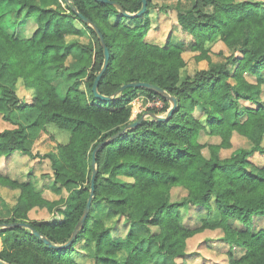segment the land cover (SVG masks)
I'll return each instance as SVG.
<instances>
[{
  "label": "trees",
  "instance_id": "trees-1",
  "mask_svg": "<svg viewBox=\"0 0 264 264\" xmlns=\"http://www.w3.org/2000/svg\"><path fill=\"white\" fill-rule=\"evenodd\" d=\"M116 1L130 13L141 7V0ZM150 3L141 14L127 16L97 0H0V114L10 125L0 130V158L16 151L32 156L33 141L49 129L66 138L43 155L57 198L44 196L30 179L0 171V223L28 222L52 243L66 242L89 195L95 146L133 121L130 104L138 96L161 100L160 108L147 107L156 114L170 106L153 90L120 87L134 80L151 82L177 102L168 120L147 116L97 148L94 196L71 243L57 248L31 228L0 227V261L80 264L71 254L81 250L94 264H146L153 256L184 264L178 259L186 254L188 239L210 228L221 230L228 244L226 264H264V162L252 160L256 155L264 159V2L177 5L183 37L175 34L177 39L169 37L163 44L147 40L146 18L151 6L165 12L169 6ZM74 7L96 24L108 47L98 91L117 92L110 100L91 90L103 49ZM29 23L33 29L27 34ZM215 40L228 53L219 50L224 60L214 63L205 43ZM185 51L207 60L208 67L193 77L184 74ZM70 55L74 59L68 64ZM19 85L30 101L19 97ZM201 132L219 142H201ZM234 135L248 144L221 155L233 146ZM176 187L183 193L172 199ZM3 189L14 191L13 202ZM98 204L104 205L103 213L95 208ZM191 207L204 209L193 227L181 221ZM34 208L51 216L32 218ZM258 217L263 223L254 229ZM122 221L124 235H114Z\"/></svg>",
  "mask_w": 264,
  "mask_h": 264
},
{
  "label": "rangeland",
  "instance_id": "rangeland-1",
  "mask_svg": "<svg viewBox=\"0 0 264 264\" xmlns=\"http://www.w3.org/2000/svg\"><path fill=\"white\" fill-rule=\"evenodd\" d=\"M264 2V0H262ZM193 3V0H151L150 4H155V6L166 5L167 12L158 10L156 7H150L148 10L147 23L149 29L146 33V38L150 42L163 44L167 38H175V34H180L183 37V33L180 32L179 27L176 21V6L178 5L181 8H187ZM33 29L31 23L27 24L24 27L25 33H30ZM70 38V37H69ZM83 38L84 37H78ZM86 40V39H85ZM206 47L209 50L211 61L219 62L223 61V57L218 54L219 50H223L225 53H228L221 41L215 40L214 42L207 41L205 43ZM74 56V55H73ZM73 56H69L67 63L70 64V61L74 59ZM182 57L185 60V69L184 74L193 77L196 72L201 69H206L208 67V61L205 59L197 60L195 57V52L185 51L182 54ZM58 78H55L56 80ZM17 93L22 100H29L30 96L26 89L23 86H17ZM262 98H264V90L262 92ZM152 102V99L145 100L143 96H138L131 102V115L130 119L135 120L143 112L148 111L147 107L152 106L149 104ZM164 113V112H163ZM161 113V114H163ZM196 115L200 118L203 115L199 112H196ZM10 127V125L2 119L0 114V130ZM49 129V127H47ZM49 132H41L40 135L32 143V156L20 152H14L10 156L0 158V171L6 173L12 178L25 180L30 179L41 191L44 196L49 199L57 198L51 190V167L48 158L43 155L50 151H56V145L59 141H64L66 138L64 134L54 133L53 129H49ZM55 135V136H54ZM199 140L204 143H217L219 138L215 136H210L204 132L200 133ZM233 146L231 149L222 150L223 156H228L232 148H235L239 145H246L248 141L245 138L234 135L232 138ZM264 143V139H263ZM205 155L209 154L208 148L205 147L203 150ZM254 162L262 164L264 162L263 157L254 156L252 157ZM97 166V165H96ZM106 175V174H105ZM7 199L10 202H13L15 199L14 191L3 189ZM183 193V189L174 188L172 189V199H177ZM98 212H104V205L95 206ZM204 209L191 207L185 211L181 216V221L184 225L189 227L196 226L200 223L199 214L203 212ZM51 214L44 208H34L30 211V217L32 218H48ZM214 219V217H211ZM216 218V214H215ZM254 229L260 228L263 223L262 217L255 219ZM137 225V224H136ZM135 226V225H134ZM126 231V224L120 222L117 228L114 230V235H124ZM222 232L219 229H204L187 241L186 254L178 259L179 262H184V264H226L227 263V249L228 244L221 239ZM1 238H0V248H1ZM241 252L240 249L236 250L235 253ZM72 257L77 260L80 264H94V259L86 256L83 251L77 250L74 251ZM120 256V255H118ZM117 256V257H118ZM146 264H175L174 261L166 256H153Z\"/></svg>",
  "mask_w": 264,
  "mask_h": 264
},
{
  "label": "water",
  "instance_id": "water-1",
  "mask_svg": "<svg viewBox=\"0 0 264 264\" xmlns=\"http://www.w3.org/2000/svg\"><path fill=\"white\" fill-rule=\"evenodd\" d=\"M66 1L69 2V0H66ZM97 1H100V2H103V3H112L120 10V12L123 15H127V16L139 15L147 7V0H141V7L137 11L130 13V12L124 10L118 4V2L116 0H97ZM74 10L77 12L79 17L86 24H88L89 26H91L94 29V31H95L98 39H99L100 45L102 46V49H103V63H102V66H101L100 70L97 72V74H96V76L94 78V81H93L92 86H91V90H92V92H93L95 97H97L99 99H102V100H110V99L114 98V96L117 94V92H114L111 95H107V94L100 93L98 91V81H99V78H100V76H101V74H102V72H103V70H104V68L106 66V63H107V61L109 59V55H110L108 47L106 46V44L104 42L103 35L100 32L99 28L96 26V24L93 21H91L88 17L83 15L76 7H74ZM126 87H133V88L143 87V88H146V89H149V90H153V91L157 92L159 95H162L165 98H167L169 100V102H170V106L166 110L165 114H156L153 111H145V112H143L137 119H135L132 122H130L129 124H127L120 131H118L115 134H113L109 139H104V140L100 141L95 146V148L93 149V152H92V159H91L92 170H91L90 183H89V195L87 197L84 210H83L81 216L79 217L78 221L76 222L75 227L73 229V232L70 235V237L68 238V240L66 242L62 243V244H54L48 239L47 236L41 234L39 231H37L33 227H31L28 222H24V221H15V222H12V223L3 222V223H0V227L24 226V227L31 228V231L35 235L40 237L46 244H48L49 246L57 247V248H60L62 246H66V245H68L69 243H71L73 241V239L75 238L78 230L81 228L85 217L87 216V213H88V211L90 209V205H91V202H92V199H93V196H94V190H95L94 177H95V174L97 172L96 158H95L96 157L97 148L102 146L103 144L107 143L110 139L116 137L120 133L124 132L126 129L135 127L137 124H139L147 116H151L155 120H168L169 117L171 116V114L173 113L174 109L177 106L176 98L174 96L168 94L163 88H161L160 86H158L156 84H153L151 82L142 81V80L130 81L128 83L123 84L120 87L119 91H122ZM0 263L1 264H12V263H9V262H4V261H0Z\"/></svg>",
  "mask_w": 264,
  "mask_h": 264
},
{
  "label": "built area",
  "instance_id": "built-area-1",
  "mask_svg": "<svg viewBox=\"0 0 264 264\" xmlns=\"http://www.w3.org/2000/svg\"><path fill=\"white\" fill-rule=\"evenodd\" d=\"M149 104H151L152 106H157L158 108H160L163 105L162 101L159 99H154L152 100L151 103L149 102Z\"/></svg>",
  "mask_w": 264,
  "mask_h": 264
}]
</instances>
